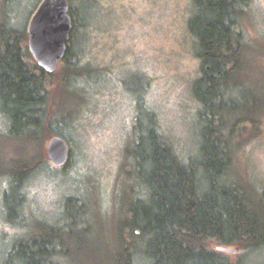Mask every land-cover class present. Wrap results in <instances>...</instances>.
Listing matches in <instances>:
<instances>
[{
	"label": "rangeland",
	"instance_id": "obj_1",
	"mask_svg": "<svg viewBox=\"0 0 264 264\" xmlns=\"http://www.w3.org/2000/svg\"><path fill=\"white\" fill-rule=\"evenodd\" d=\"M40 1L10 0L6 4L0 0V6L5 4L14 17L12 24L26 32ZM247 2L240 21L246 45L242 71L250 78L247 89L261 97L264 0ZM69 3L77 19L70 46L74 56L79 55V68L75 69L79 74L69 75L66 62L59 60L56 69L45 76L44 104L45 125L52 119L57 126L61 118L65 121L58 129L64 130L69 159L58 167L47 158L45 149L52 136L48 128L40 130L38 138H24L20 132V137L12 136L11 121L3 115L0 103V259L38 225L62 224L67 196H77L82 202L83 228L78 240L89 246L86 257L100 255L96 249L101 239L113 246L111 231L117 228V217L126 209L125 200L135 187L137 162L129 151L138 134V119L146 120L139 114L140 108L155 113L166 142L182 159L196 154L200 140L199 104L191 90L200 75V60L187 25L190 0ZM249 126L229 140L230 173L257 200L256 209L264 214V111L256 128L250 130ZM251 131L253 136H248ZM19 167L30 172L20 186V196L19 189L10 186L9 174ZM5 200L14 223L8 220ZM229 247L236 249L234 254L226 252L231 261L264 264V246L246 252L235 245ZM72 255L73 260L78 256Z\"/></svg>",
	"mask_w": 264,
	"mask_h": 264
},
{
	"label": "trees",
	"instance_id": "obj_2",
	"mask_svg": "<svg viewBox=\"0 0 264 264\" xmlns=\"http://www.w3.org/2000/svg\"><path fill=\"white\" fill-rule=\"evenodd\" d=\"M247 1L190 0L187 25L200 60V75L191 84L199 104L197 151L182 159L166 142L155 113L140 108L146 120L138 119V134L129 151L137 162L135 187L117 217V228L111 231L113 246L101 239L96 249L100 255L86 257L89 246L78 240L82 202L67 196L62 224L38 225L5 251L0 264H80L83 259L86 264H242L212 248V243L235 245L244 252L264 246V214L230 173V138L247 125L255 129L264 111V91L259 97L247 89L250 78L242 71L246 45L240 21ZM68 5L72 29L60 60L66 62L69 75H78L79 55L74 56L70 46L77 19ZM13 18L5 4L0 6V103L11 121L10 133L33 139L48 128L50 135L63 137L64 130L58 129L65 123L63 118L58 126L53 119L45 125V76L51 73L34 61L27 32L16 28ZM9 174L10 186L18 188L20 196V186L30 172L19 167ZM5 201L8 220L14 223ZM72 252L78 255L74 260Z\"/></svg>",
	"mask_w": 264,
	"mask_h": 264
},
{
	"label": "water",
	"instance_id": "obj_3",
	"mask_svg": "<svg viewBox=\"0 0 264 264\" xmlns=\"http://www.w3.org/2000/svg\"><path fill=\"white\" fill-rule=\"evenodd\" d=\"M72 21L67 0H41L32 13L27 27V46L34 61L47 73H52L64 57ZM47 158L56 166H64L69 159L68 144L62 136L53 135L46 145ZM218 251L236 253L225 245Z\"/></svg>",
	"mask_w": 264,
	"mask_h": 264
}]
</instances>
